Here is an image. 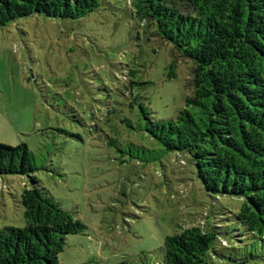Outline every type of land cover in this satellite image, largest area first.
Here are the masks:
<instances>
[{"label":"rangeland","instance_id":"rangeland-1","mask_svg":"<svg viewBox=\"0 0 264 264\" xmlns=\"http://www.w3.org/2000/svg\"><path fill=\"white\" fill-rule=\"evenodd\" d=\"M96 2L78 20L31 16L0 29V145H25L39 189L84 227L66 237L58 264H161L165 238L205 214L230 242L238 224L225 211L236 203L207 195L189 156L163 151L140 109L152 121L174 118L191 93V63L176 61L128 0ZM29 186L25 176H0V230L24 227ZM215 248L224 259L206 264L250 254L264 264L246 235Z\"/></svg>","mask_w":264,"mask_h":264},{"label":"trees","instance_id":"trees-1","mask_svg":"<svg viewBox=\"0 0 264 264\" xmlns=\"http://www.w3.org/2000/svg\"><path fill=\"white\" fill-rule=\"evenodd\" d=\"M128 2L153 37L172 47L176 61L191 63V93L174 118L152 121L140 107L146 132L163 151L189 156L207 195L237 205L235 211L223 210L238 224L230 242L216 218L207 222L205 214L197 225L165 238L161 264L220 261L224 257L216 242L232 248L245 235L263 250L264 0ZM97 7L96 0H0V29L31 16L78 20ZM175 68L174 61L168 78L175 76ZM37 170L25 145H0V176H25L30 184L20 197L24 227L0 230V264H58L66 237L84 229L39 189ZM248 258L254 257L227 259L251 264Z\"/></svg>","mask_w":264,"mask_h":264}]
</instances>
